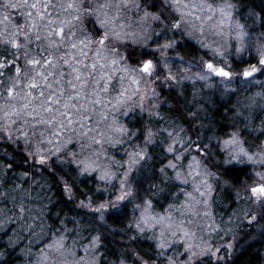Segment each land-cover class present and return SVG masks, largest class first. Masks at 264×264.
Listing matches in <instances>:
<instances>
[{
    "label": "snow or ice",
    "instance_id": "6c2138e0",
    "mask_svg": "<svg viewBox=\"0 0 264 264\" xmlns=\"http://www.w3.org/2000/svg\"><path fill=\"white\" fill-rule=\"evenodd\" d=\"M262 137L264 7L0 0V264H229L264 236Z\"/></svg>",
    "mask_w": 264,
    "mask_h": 264
},
{
    "label": "trees",
    "instance_id": "16d2710c",
    "mask_svg": "<svg viewBox=\"0 0 264 264\" xmlns=\"http://www.w3.org/2000/svg\"><path fill=\"white\" fill-rule=\"evenodd\" d=\"M244 2L250 7H255L257 11H259L260 7H264V0H244ZM183 52L185 54V58L193 62L203 54L202 51L198 50L196 46L191 44L186 46ZM186 91H191L190 85L187 87ZM235 99L236 98L234 97L231 102L225 104L223 100H221L218 96H215L213 97L215 103H210L208 105L209 119L215 120L217 122L216 127L219 128L221 132L227 131L226 128H222L221 126L229 123V119L232 116V113H228L229 119H225V108L229 107L231 103H234ZM248 139L251 142V137H248ZM261 139H264V137ZM231 175L234 176L235 173ZM230 178L231 177H229V179ZM241 179H243V176H241ZM80 187L83 188L84 185L81 184ZM53 191L56 193V200H61L62 198L59 190L54 189ZM230 199L231 198L227 196V193H223L219 197L220 202L214 207L217 221H220L221 219L227 221L229 216H231L232 212L236 209L237 205L230 203ZM70 207L71 205L61 203L58 207L53 209V212L59 211L60 208H64V211L71 215L72 213L69 212ZM235 223L233 225L234 227ZM241 227L243 230L235 233L236 240L234 241V250H232L229 264H264V236L260 235L258 226L253 225L251 228H249L247 226V222H244L241 224ZM105 245L108 249H113V245L108 240L105 241ZM141 247L146 250L148 248V244H142ZM102 251L104 250L102 249ZM105 256L109 261L115 260L116 258L112 251H106ZM9 264H20V261L15 260L14 257L9 258ZM101 264H103V261H101Z\"/></svg>",
    "mask_w": 264,
    "mask_h": 264
}]
</instances>
